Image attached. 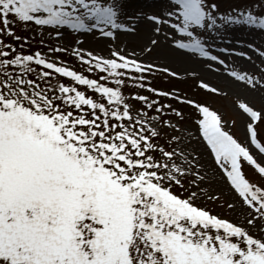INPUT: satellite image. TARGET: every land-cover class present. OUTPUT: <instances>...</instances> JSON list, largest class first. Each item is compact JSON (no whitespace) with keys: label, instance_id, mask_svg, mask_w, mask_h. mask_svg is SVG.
<instances>
[{"label":"snow or ice","instance_id":"1","mask_svg":"<svg viewBox=\"0 0 264 264\" xmlns=\"http://www.w3.org/2000/svg\"><path fill=\"white\" fill-rule=\"evenodd\" d=\"M141 23L139 52L109 44L107 56L79 38L70 50L26 52L16 30L115 41ZM229 29L264 35V0L223 12L217 0H0V264H264V164L249 147L264 156V108L238 101L241 143L235 120L149 79L180 81L178 71L141 58L219 65L264 91V42L245 45L259 75L229 68L221 55L252 60L217 51L231 44ZM69 52L91 75L49 55ZM216 181L233 199L216 194Z\"/></svg>","mask_w":264,"mask_h":264},{"label":"rangeland","instance_id":"2","mask_svg":"<svg viewBox=\"0 0 264 264\" xmlns=\"http://www.w3.org/2000/svg\"><path fill=\"white\" fill-rule=\"evenodd\" d=\"M134 3L140 2V0H133ZM220 5V9L223 12L230 6H243L246 0H217ZM147 29L146 24H140V31L136 35H123L118 34L115 41L106 40L103 38H93L91 36L87 37H76L69 33H65L61 38H56L55 33L53 32L49 35V30L46 29L43 33L39 31H34L31 29L17 28L18 34L28 38V44L25 45V51H35L40 50L44 53L48 52L49 47H65L69 50L73 47H76L75 40L77 38L84 41L83 44L79 45L87 50H92L98 52L102 55H108V45L112 44L116 48H124L125 51L139 52L141 47L146 43L147 38ZM227 39L231 41V44L228 43H217V51L219 47H229L232 51H248V54L252 56V60L237 57V56H225L221 55V58L226 59V63L229 64V68H235L237 70H247L250 74L259 75L257 66L260 65V60L255 56L250 50L245 48L247 43H255L260 45L264 42V35L258 31H245L232 30L229 29L226 33ZM52 59H58L66 63L69 67L73 68L76 71H80L85 75H91L87 73L85 66H82L79 61L73 57L70 52L65 54H49ZM145 62H155L160 65L167 64L172 67L174 70L178 71L183 78L180 81L165 80L159 74L155 77L149 76V79L152 81L153 86L167 90L173 84L175 87L182 93L191 96L192 98L207 102L213 108L217 109L226 120H235L234 125H230L232 134L241 142L247 143L246 141V131H245V121L248 119L245 114L238 109L237 103L240 100L247 102L250 106L255 109L264 108V91H252L251 89L245 87L243 83L236 82L233 78H230L227 74V70L219 65L214 67L220 68L219 72L210 71L207 69L204 63L185 61V62H174L164 57L158 55V53H153L152 56L141 57ZM196 72L198 74V79L193 81V79L188 76L190 72ZM65 83L69 82V78H62ZM202 79L204 82L208 83L212 87H216L220 90V94H211L206 90L199 88V80ZM55 82V81H53ZM83 89V86H81ZM131 91H136V89L127 90L128 93ZM91 94V93H89ZM127 94V93H126ZM142 95H149L150 93L141 91ZM167 103L168 101H164ZM133 103H136L133 101ZM190 109L185 108V112L190 113ZM261 128H264V125H260ZM250 150L253 155L256 157L258 162L264 164V156H261L257 150L252 148L250 145ZM244 171L247 177L251 180H256L257 177L254 173V170L248 166L244 165ZM213 190L216 194L222 195V199L231 200L233 197L231 195L224 196L223 193L227 191L226 186L222 181H216L212 185ZM207 207L213 208L216 211H223L215 204L207 203Z\"/></svg>","mask_w":264,"mask_h":264}]
</instances>
